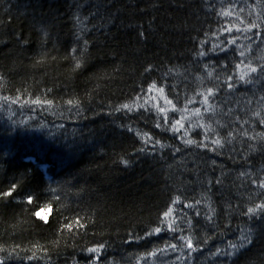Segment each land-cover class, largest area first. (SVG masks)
Masks as SVG:
<instances>
[{
    "label": "trees",
    "instance_id": "trees-1",
    "mask_svg": "<svg viewBox=\"0 0 264 264\" xmlns=\"http://www.w3.org/2000/svg\"><path fill=\"white\" fill-rule=\"evenodd\" d=\"M262 68L264 0H0V264H264Z\"/></svg>",
    "mask_w": 264,
    "mask_h": 264
},
{
    "label": "snow or ice",
    "instance_id": "snow-or-ice-1",
    "mask_svg": "<svg viewBox=\"0 0 264 264\" xmlns=\"http://www.w3.org/2000/svg\"><path fill=\"white\" fill-rule=\"evenodd\" d=\"M241 54H243V53H241ZM261 70L264 71V68H262ZM250 71L251 72H256L257 69L252 68V69H250ZM240 79L243 80L244 79V76H241ZM152 87H155V86L153 85ZM229 87H232V85H229ZM209 94H211V93H209ZM123 107H128V106L125 105ZM188 143H192V141H188ZM215 143L217 145H219L220 144V141L219 140H216ZM125 163H127V162L125 161ZM242 175H243V173H242ZM254 183H255V181H254ZM259 186L261 188H264V181H261L259 183ZM15 188H16V185L14 184L12 186V189L9 190V192L4 193V195H11V191L14 190ZM28 202L29 203L32 202V197H30V196L28 197ZM174 203H175V201H174ZM171 211L172 210L169 209V211L167 213H165V217L171 215ZM245 214L248 215V216H250V217H252V218H255L257 220L264 221V204H257L255 207H249L247 209V212ZM41 218L44 219V217H41ZM154 231L158 233V232H160V229L157 228ZM249 243H251L250 234H247L246 235V234H243L242 233L240 243L239 244H230L229 247L231 249L235 250V251H239L240 248L245 247L246 244H249ZM187 246H188V248H192L193 247L191 240H188L187 241ZM171 247L175 248V245H171ZM89 251L95 252V251H98V249H90ZM216 254H222V255H225L226 257H231L234 254V252L233 251L224 252L223 250L218 249Z\"/></svg>",
    "mask_w": 264,
    "mask_h": 264
}]
</instances>
